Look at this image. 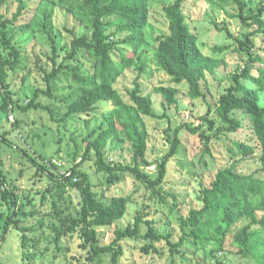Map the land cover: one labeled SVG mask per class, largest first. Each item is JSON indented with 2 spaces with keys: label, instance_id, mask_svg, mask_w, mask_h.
<instances>
[{
  "label": "trees",
  "instance_id": "16d2710c",
  "mask_svg": "<svg viewBox=\"0 0 264 264\" xmlns=\"http://www.w3.org/2000/svg\"><path fill=\"white\" fill-rule=\"evenodd\" d=\"M209 1L220 7L234 5L242 28H248L238 35L227 31L232 42L212 47L217 52H237L242 63L230 73L215 107L208 104L206 113L199 116L200 123L185 122L168 127L170 148L162 157L155 159L153 169L156 168V171L153 174L145 170L152 162L146 156L149 133L144 120L145 116L159 117L153 111L152 97L143 92L139 73L133 85L127 88L126 97L116 85L118 77L126 69L138 63L140 74L145 69L142 48L146 43L144 28L149 18L147 0H41L34 18L20 23L18 27L23 33L30 28L34 32H43L51 45L49 67L40 66L45 87L35 86L26 103L17 101V93L9 81L10 71L25 64L22 50L14 40L19 31L9 27V24L15 23L29 5L26 0H17L12 19L0 14V49L9 53L8 57L0 55V147L2 144L12 146L8 139L11 129H3L2 122L9 121V114L16 110L47 109L52 117L65 122L71 116L91 113L101 102L112 104V108L103 113V120L97 128L83 138L85 149L81 161L74 162L62 174L50 171L46 163L33 161L36 172L49 174L51 183L47 186L48 191L57 192V186L63 191L67 188L78 191L80 201L76 214H62V209L53 203L60 224L53 225L52 229L55 242L76 235L88 262L96 264L103 254H110V264H117L118 255L123 252L120 242L133 237L145 239L143 250L156 254L162 252L158 242L164 243L171 254L180 253L181 248L189 244L194 264H264V178L258 176L264 172V46L260 45L264 43V0H260L255 8L250 5V0ZM183 3L184 0H172L163 5L168 33L158 36L153 59L172 82L188 85L191 98L206 100L202 81L205 84L206 73L222 65L224 58L201 50L198 35L188 23L182 8ZM55 6L72 14L83 26L80 33L70 29L71 40L60 46L51 31ZM154 91L161 94L167 104L177 102L178 89L174 86L161 85ZM56 93H62L61 97L56 98ZM42 96L59 102L65 107L63 113L60 114V108H54L52 103L42 104L39 101ZM213 109L216 118L221 121L220 125L210 116ZM238 110L247 114L249 124L244 125L234 115ZM18 124V120L11 121L14 127ZM183 128L198 134L207 153H210L209 142L213 138H229L227 152L233 161L220 167L210 184L200 188V206L191 207L185 216L180 217L181 233L176 241L171 240L169 233L157 231L155 221L145 218V212L138 211L131 225L116 227L111 242L102 245L98 229L111 226L122 218L131 196L107 195L94 190L89 175L78 166L85 160H93L96 172L102 174L106 189L110 188L119 172L132 175L146 192L166 202L162 194L167 192H162V184L169 174L172 157L180 150L179 131ZM245 128L251 130V134L244 139L228 136ZM113 139L129 143V163L107 159L104 148ZM21 151L32 160L29 154ZM251 159L258 162L253 172L245 173L237 168L240 163L248 166ZM52 161L48 159L50 166L55 167ZM168 194L176 198L172 193ZM21 198L18 187L8 180L4 172L0 154V243L11 228L17 229L23 264H31L41 241L40 234L36 233L37 225L44 223V217L37 218L36 224H24L23 218L35 216L39 211L35 208L24 210ZM46 198L45 193H41V201ZM240 221L246 223L236 227ZM141 224L146 225L144 233H141ZM229 238L235 249H226Z\"/></svg>",
  "mask_w": 264,
  "mask_h": 264
},
{
  "label": "rangeland",
  "instance_id": "374dc122",
  "mask_svg": "<svg viewBox=\"0 0 264 264\" xmlns=\"http://www.w3.org/2000/svg\"><path fill=\"white\" fill-rule=\"evenodd\" d=\"M40 1L26 0L29 8L15 23L9 24V27H14L16 31H19L20 23L34 18ZM171 1L147 0L149 18L144 28L146 43L142 48V61L145 69L140 74L139 63V65L126 69L118 77L116 84L126 97L127 88L133 85V80L139 73L138 80L143 92L152 97L153 111L159 117H144L149 133L146 156L152 162L150 166L145 167V170L152 174L156 171V168H152L156 165L155 159L162 157L170 148V142L167 140V134L170 132L168 127L173 128L185 122L200 123L199 116L206 113L208 104L215 107L218 95L228 82L230 73L242 63L241 56L237 52H217L213 51L212 47L232 42L227 36V31L238 35L240 31L248 29L247 27L242 28L240 19L236 16L237 8L234 5L220 7L209 0H184L182 8L188 23L198 35L201 50L214 57L224 58L222 65L206 73V85L202 81L206 100L193 99L188 95V85L184 82L178 84L172 82L171 78L156 66L153 59L158 36L168 33V20L165 17L163 5ZM249 2L255 8L260 0ZM16 8L17 0H0V14L4 18L12 19ZM51 20V31L58 46L71 40L70 29L76 33L83 30V26L73 15L59 6L53 8ZM14 40L22 50V61L25 64H20L17 70L10 71L9 81L11 88L17 93V101L26 103L35 86L45 87L40 66L49 65L48 55L51 53V45L43 32H34L32 28L25 33L19 31ZM260 45L264 46V43ZM0 55L8 57V50L1 48ZM87 63L86 61V65ZM161 85L174 86L178 89L176 103L167 104L161 94L154 91L155 87ZM55 95L58 98L62 93ZM39 101L42 104L52 103L54 108H60V114L65 110V107L56 100L42 96ZM111 108L110 102H101L91 113L71 116L65 122L52 117L47 109H31L27 112L16 110L9 114V121L2 122L3 129H11L8 139L12 143V146L2 144L0 147L4 172L8 180L18 187L22 195L21 202L24 210L35 208L39 211L35 216L28 215L23 218V223L36 224L37 218L44 217V223L37 225L36 233L40 234L41 241L38 244L37 256L31 264H93L86 260V252L79 246L76 235L66 236L58 242L54 240L52 226L60 223L55 216L53 203L62 209V214H76L80 201L78 191L72 188L63 191L58 186L56 187L57 192L56 190L48 191L47 186L51 183L49 174L36 172V164L33 161L46 163L48 169L55 174L64 173L74 162L81 161V155L85 149L83 138L93 128H97L103 120V113ZM234 115L239 117L244 125L249 124L245 112L238 110L234 112ZM210 116L215 118L217 125L221 124L220 119L216 118L214 109ZM13 120L19 121L18 126L11 125ZM250 134L251 130L245 128L236 133H230L228 136L233 139H244ZM179 139L180 150L172 157L169 163V174L162 184V192H167L162 194L166 202H161L157 196L146 192L132 175L119 172L109 186L110 188L106 189L102 182V174L96 172L93 160H85L78 166L80 170L89 175L94 190L103 191L107 195L131 196L124 216L111 226L98 229L102 245L111 242L116 227L131 225L138 211L145 212V218L155 221L154 228L157 231L169 233L171 240L176 241L181 233L180 217L185 216L191 207L200 206L198 199L200 188L210 184L220 167L227 166L233 161L227 152V146L231 141L229 138H213L209 142L210 153L204 152L203 142L198 134H192L186 128L179 131ZM21 150L29 154L32 160ZM104 150L107 159L111 162L129 163L131 160L128 142L109 140ZM48 159L55 160V162L52 161L55 167L50 166ZM254 159H251L248 166H243L244 163L237 164V168L241 172H253L258 167V162ZM258 176L264 178V172H260ZM41 193H45L47 197L43 202ZM168 193H172L176 198L174 199ZM245 223L246 221H240L236 227ZM145 231L146 225L141 224V233ZM145 242V239L133 237L122 240L120 243L123 252L118 255L117 264H194V254L189 244L182 247L180 253L171 254L164 243L158 242L162 252L156 254L143 250ZM226 249H235L230 244V238L226 243ZM110 262V254H103L96 264H110ZM0 264H23L21 239L15 228H11L0 243Z\"/></svg>",
  "mask_w": 264,
  "mask_h": 264
},
{
  "label": "built area",
  "instance_id": "2783aa9c",
  "mask_svg": "<svg viewBox=\"0 0 264 264\" xmlns=\"http://www.w3.org/2000/svg\"><path fill=\"white\" fill-rule=\"evenodd\" d=\"M55 162V160H53ZM60 164V163H59ZM153 168V167H152Z\"/></svg>",
  "mask_w": 264,
  "mask_h": 264
}]
</instances>
